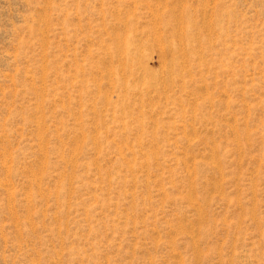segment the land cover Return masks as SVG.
Instances as JSON below:
<instances>
[{"label": "rangeland", "instance_id": "obj_1", "mask_svg": "<svg viewBox=\"0 0 264 264\" xmlns=\"http://www.w3.org/2000/svg\"><path fill=\"white\" fill-rule=\"evenodd\" d=\"M0 264H264V0H0Z\"/></svg>", "mask_w": 264, "mask_h": 264}]
</instances>
